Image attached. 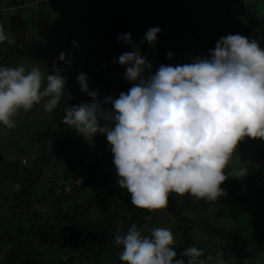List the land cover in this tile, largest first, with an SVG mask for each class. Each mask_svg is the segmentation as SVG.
<instances>
[{"label": "clouds", "instance_id": "1", "mask_svg": "<svg viewBox=\"0 0 264 264\" xmlns=\"http://www.w3.org/2000/svg\"><path fill=\"white\" fill-rule=\"evenodd\" d=\"M160 31L149 29L143 41L154 46ZM121 41L132 48L119 57L126 69L124 79L132 86L118 97L101 100L98 91L89 88L88 77L78 74L80 91L91 102L68 106L65 127L86 139L106 136L119 187L131 194V203L124 199L126 209L131 210V204L150 212L166 211L170 194L206 202L227 196L221 185L229 177L244 179L250 173L247 163L234 159L239 144L245 138L264 140V49L255 39L229 33L208 57L161 64L153 72V63L130 33L120 35L117 42ZM5 42L12 47L16 40L0 20V44ZM73 45L79 47L75 41ZM167 56L171 59L172 53ZM57 61L71 64L63 52ZM61 72L55 63L51 74L42 72L38 62L29 70L0 66V125L15 128L16 116L36 105L53 113L66 94ZM229 166L234 174L226 171ZM118 231L109 236V250L101 256L105 264H228L222 251L206 256L204 249L189 245L177 258L176 248L184 239L175 248L167 227H155L150 235L134 224L125 234ZM81 259L75 263L86 262Z\"/></svg>", "mask_w": 264, "mask_h": 264}, {"label": "trees", "instance_id": "2", "mask_svg": "<svg viewBox=\"0 0 264 264\" xmlns=\"http://www.w3.org/2000/svg\"><path fill=\"white\" fill-rule=\"evenodd\" d=\"M1 2H4L6 7L18 8L25 5L27 0H0ZM69 6L70 13L84 17L86 24L88 23L86 30L94 34L110 55L111 60L108 64H103L102 67L91 70L92 73H90V75L94 74L96 80H93L97 81L101 87L99 95L103 92L105 94L101 96V100L109 95L116 97L122 89H129L132 86L124 79L126 69L119 64V57L125 52H131L132 48L122 41L117 42L120 35L131 34L141 54L147 56L153 63V72L161 64L173 66L183 64L181 44L188 38L197 36L208 39L207 36H209L194 31L183 0H79L76 4ZM240 6L243 9L241 3ZM245 18H249L246 13ZM32 24L33 29H37L40 21L37 20L35 24ZM9 25L6 24V26ZM154 27H159L161 31L155 45L150 46L143 41V38L146 32ZM243 33L241 32L240 35ZM103 52L106 54L105 51ZM169 52L172 53L171 59L167 56ZM20 58V50L15 46L10 47L6 43L4 48L0 49V66L17 67L21 62ZM61 69L65 70L63 67ZM70 95L71 92L66 91L56 110L50 114L55 116L54 126L52 127L49 121L38 133L36 140L40 144V150L36 159H31L30 154L26 160L27 155H20L14 159L8 158L5 151L0 149V182L10 180L14 190L13 201L8 205L9 213L0 220V251L4 253L1 264H71L81 258L87 262L88 257L96 253L98 249L109 250V236H114L118 229L125 234L127 228L129 229L133 224L136 227L144 224L143 219L152 218V216L154 219L164 217L162 211L159 215H154V212L149 210L138 215L134 206L130 204L131 210L135 212L134 215L132 216L129 213L131 210L127 208L128 212H126L130 218L126 219V216L122 222H119L120 218L115 214L108 215L109 202H107L101 206L104 210L106 209L107 214L103 212V216L98 217L100 221L82 223V216L90 210L81 211L80 208L85 203L83 201L71 203V195L92 183L91 176L86 182V174H95L107 157L112 156V152L110 145L104 148L94 141L90 142L93 149L82 148L77 151L69 142L64 148L57 146L54 151L50 149V143L57 135V130L65 128L62 122L65 109L68 106L78 105L76 100L68 97ZM86 100L83 98V101ZM20 114L23 115V121L27 118L29 121L33 113L31 110V112L22 111ZM4 142H12L13 149H20L19 145H16L17 141L14 143L13 136L6 137L0 142L2 149H4ZM96 149L101 151L100 157L95 155ZM22 159H24L23 164ZM61 162L62 171L51 172L45 176L47 164L53 163L60 166ZM86 165H88L87 168ZM253 165L249 167L250 173L246 178L236 181L228 179L221 185L227 191V196L219 201H201V203L194 198H192L194 201L188 199L192 203L184 208L185 214L193 210L198 217L195 219L192 213L191 227L184 230V245L176 248L177 258H181L180 253L186 249L188 242L189 246L204 249L206 256L209 255L207 248L199 247L185 234L192 228L199 227L202 221L201 216L210 208L214 215L229 219L236 227L226 234V246L214 251L213 256L217 251H222L223 258L229 263L243 264L244 258H252L254 255L242 252L240 246L258 245L259 257L256 263L264 264V164ZM42 177H47L46 191L44 190L43 198L38 199L35 189L41 184ZM60 180L66 181V184L57 185ZM239 192H242L241 196H232ZM0 196L4 197V193L0 192ZM229 196L232 198L229 199ZM178 198L183 197L176 194L169 196L170 205L166 210L171 214L169 218L180 213L172 206V201ZM94 199L97 203L100 195L94 196L89 200L90 203ZM178 202L180 201L174 203ZM37 204H42L41 208L48 209V212L44 213ZM112 250L113 247L110 251ZM74 255H77L76 258Z\"/></svg>", "mask_w": 264, "mask_h": 264}, {"label": "rangeland", "instance_id": "3", "mask_svg": "<svg viewBox=\"0 0 264 264\" xmlns=\"http://www.w3.org/2000/svg\"><path fill=\"white\" fill-rule=\"evenodd\" d=\"M77 1L79 0H27L25 5L18 8L6 7L5 3L1 2L0 20H4L6 24H10L7 27L15 37L16 43L14 46L17 47L21 53V62L19 66H24L26 70H29L38 62L41 71H48L50 74L53 72L54 63L60 69L62 67L65 68V70L61 69V74L66 77L67 93L71 92V95L68 97L74 101L76 100L79 105L84 102L90 103L91 101L86 94L80 91L77 82L78 74L83 73L88 77L89 88L98 91V96L101 99V96L105 94L103 92L99 95L101 93H99L101 87L97 81H95L96 78L94 74L90 75V73H92L91 70L94 71L98 67H102L103 64H108L111 58L94 34L86 30L88 23L86 24L84 17L70 13L71 9L69 5L76 4ZM183 1L187 13L191 18L194 31L198 34L209 35L207 36L208 39L198 38L197 36L188 38L181 44L183 64L191 63L196 57H208L209 50H214L219 39L229 33L240 35L241 32H244L242 36L247 37L249 40H257L260 47L264 49V0ZM240 3L243 5V9ZM245 13L249 15L248 19L245 18ZM37 20L40 21V26L37 29H33L32 23L35 24ZM250 22L252 23L248 27ZM74 41L78 44V48L73 45ZM6 43L7 42L0 44V49H3ZM102 48L103 51L106 52L107 57L102 51ZM62 52L65 53L66 59L71 61L70 66H66L63 62L57 61V57ZM127 91L128 88L122 89L116 94V97H118L121 92L126 93ZM83 98L87 100L83 101ZM20 113L15 118V128L6 129L0 125V142L6 139V137L13 136L14 143L17 141L16 145H19L20 149H13L12 142H4V149L1 147L0 149L5 151L8 158L14 159L20 155H27L25 158L26 160L28 154H30L31 159H36L39 156L40 150V144L36 140L38 137L37 135L42 131V128L44 129L46 127L49 121L50 125L52 127L54 126L55 116H50L49 113L45 112L42 104L34 106L32 109L33 114L32 117L30 114L31 118L29 121H27L28 118L23 121V115ZM49 116L50 120L48 119ZM19 120L21 121L19 122ZM91 141L98 143L104 148L109 146L107 138L104 135L97 134L94 138L86 139L74 130L65 127L57 130V135L50 143V149L54 151L57 146L64 148L67 142L73 145L77 151L82 148L93 149L90 144ZM256 150L259 151L257 152ZM237 151L239 156H235L234 159L240 158L241 162L247 163L249 167L253 165V161L255 163L253 166L264 164V140L246 138V140L238 146ZM94 153L96 156L100 157L101 151L96 149ZM23 160L24 159L21 160L22 164L24 163ZM62 162L64 163V159H62ZM62 162L60 166H56L53 163L47 164L45 176L51 172L62 171ZM87 166L88 165L85 167L87 168ZM226 171H232L234 174L235 169L229 166ZM89 176L93 179L91 181L92 183L85 189L78 190L71 195V203L76 204L82 201L85 203L84 206L80 208L81 211L90 210L88 211L89 213L82 216V223H96L100 221L98 217L103 216V212L106 213V209L104 210L101 206H104L107 202H109V209H107V211L109 210L108 215L113 216V214H115L120 218L119 222H122V219L128 216V210L125 208L124 199L126 202L129 201L131 203V195L130 193H126L127 190L119 187L118 177L113 163V155L107 157L105 163L99 166L95 174L87 173L86 182ZM41 179H43L41 184L35 189V195L38 199L43 198L47 185L45 181L47 177H42ZM229 180L236 181L239 180V178L229 177ZM50 183L51 180L49 179V184ZM79 183H81V181H79ZM60 184H66V181L60 180L57 185L60 186ZM0 192L4 193V197L0 196L1 220L4 216L8 215V205L11 204L14 197V190H12V183L10 180L0 182ZM106 193L109 194L107 195ZM96 195H100L99 201L95 203L96 199H94L90 203L89 200ZM241 195L242 192H239L232 196L238 197ZM232 196H229V199H231ZM188 199L194 201L188 196L172 201V206L177 208V211L180 212L179 214H174L173 218H169L171 214L167 211L160 210L164 217H157L154 219V216H152V218L148 217V219H143L144 224H141L137 229L141 230L143 235H150L151 230L155 227H167L171 229L174 234L176 241L175 248L178 245H183L182 237L184 230L191 227L193 218L192 213L195 216L193 210H189L188 213L185 214L184 208L192 203L188 201ZM175 201L180 202L174 203ZM37 207L41 208L42 204H37ZM134 208L138 215L148 211L146 209L136 208L135 206ZM41 210L44 213L48 212L46 208H41ZM160 211L154 212V215H159ZM129 213H131V211ZM197 217L198 216H195V219H197ZM201 217L202 221L199 227L192 228L185 235L199 247L207 248L209 254L213 255L214 251L226 246V234L236 227L229 219L214 215L210 208L206 210V213ZM119 233L121 235L123 234L120 230ZM187 244L189 245V242ZM113 246L115 247L114 241ZM240 249L242 252L254 255L252 258H244L243 264H257L256 262L259 257L258 245L240 246ZM102 251V249H98L96 253L88 257L89 260L84 264H105L106 260L100 257ZM116 251H118L117 248H115L114 254ZM3 255L4 253L0 251V264ZM70 256L73 257L72 255ZM72 264H75V262ZM228 264L231 263L228 262Z\"/></svg>", "mask_w": 264, "mask_h": 264}, {"label": "water", "instance_id": "4", "mask_svg": "<svg viewBox=\"0 0 264 264\" xmlns=\"http://www.w3.org/2000/svg\"><path fill=\"white\" fill-rule=\"evenodd\" d=\"M239 1V0H238ZM107 195L109 194V193H106Z\"/></svg>", "mask_w": 264, "mask_h": 264}, {"label": "flooded vegetation", "instance_id": "5", "mask_svg": "<svg viewBox=\"0 0 264 264\" xmlns=\"http://www.w3.org/2000/svg\"><path fill=\"white\" fill-rule=\"evenodd\" d=\"M126 208V207H125ZM75 264H77V263H75Z\"/></svg>", "mask_w": 264, "mask_h": 264}]
</instances>
